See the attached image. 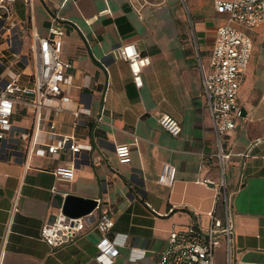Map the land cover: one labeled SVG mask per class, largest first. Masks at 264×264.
Returning <instances> with one entry per match:
<instances>
[{"label":"crops","instance_id":"obj_1","mask_svg":"<svg viewBox=\"0 0 264 264\" xmlns=\"http://www.w3.org/2000/svg\"><path fill=\"white\" fill-rule=\"evenodd\" d=\"M182 3L10 0L22 26L16 51H30L32 33L45 36L51 23L59 26L62 57L73 62L74 84H82L70 88V95L101 121L81 116L74 124L71 113L41 109L44 122L59 119L58 132L72 133L82 147L69 180L52 172L67 162L69 152L47 154V132L36 131L32 111L18 109L13 121L19 141L0 155V264H97L103 234L96 220L102 210L114 217L107 237L125 240L112 264H156L172 228L207 227L211 213L224 219L223 195L216 198L222 179L233 234L229 263L222 241L215 264L238 263L247 251L264 253V19L247 29L252 53L238 91L235 126L222 138L230 153L222 176L198 57L207 63L225 13L217 12L211 0ZM128 42L150 57L140 87L127 61L114 53ZM162 114L180 122L178 135L159 124ZM24 131L27 143L21 140ZM125 142L131 145V161L120 163L115 145ZM29 145L33 151L27 153ZM163 163L176 168L171 186L157 181ZM69 195L100 198L101 204L84 216L85 227L76 238L51 246L40 238V229L53 221Z\"/></svg>","mask_w":264,"mask_h":264},{"label":"built area","instance_id":"obj_2","mask_svg":"<svg viewBox=\"0 0 264 264\" xmlns=\"http://www.w3.org/2000/svg\"><path fill=\"white\" fill-rule=\"evenodd\" d=\"M159 1L163 3L166 0ZM181 1L185 3V0ZM211 1L214 9L225 13V17L215 31L207 63H204L200 56L198 61L205 104L211 116L217 143L214 156L217 157L221 174L224 176L230 153L225 151L222 138L236 123L239 110L238 91L245 80V71L253 47L247 29L257 27L264 19V0ZM21 29V22L16 18L10 0H0V155L5 153V147H10L13 143L17 145L19 141V138L14 136L18 127L13 121L14 115L18 109L29 110L34 114L36 131H45L48 134L45 152L54 156L63 151L69 152L67 162L54 167L52 172L57 177L73 179L82 147L72 133L58 132L61 124L59 119L53 118L48 123L44 122L41 109L48 107L56 115L71 113L74 116V124L81 116L90 117L95 123L100 122L101 117H91L85 111L84 104L70 95V88H80L82 84H74L71 74L73 62L62 57L63 39L60 27L53 22L48 28V35L32 33L28 52L16 51L15 48ZM114 53L127 61L133 82L140 87L143 68L150 64V57L141 53L131 42L121 43ZM20 65L23 66L22 69ZM49 100L55 103L50 104ZM158 122L172 135H178L182 130L180 122L170 114H162L158 117ZM21 140L27 143V132H21ZM32 151L33 147L29 145L27 153ZM115 154L120 163H129L131 145L127 142L115 145ZM175 174L174 165L163 163L157 181L171 186ZM224 186L222 179L216 196L219 199L223 195L224 219L211 213V221L207 227L190 224L172 228L167 245L160 252L156 264H215V253L221 247L222 241L229 263L233 216L230 198ZM100 204L101 199L97 198L95 208H99ZM16 205L15 202L14 209ZM90 214L92 212L83 216H70L60 208L52 222L42 225L40 238L51 246L72 241L85 227L84 216ZM96 225L103 236L97 243L99 252L95 260L97 264H112L125 240L119 239L117 235L107 237L114 225L111 212L102 210Z\"/></svg>","mask_w":264,"mask_h":264},{"label":"water","instance_id":"obj_3","mask_svg":"<svg viewBox=\"0 0 264 264\" xmlns=\"http://www.w3.org/2000/svg\"><path fill=\"white\" fill-rule=\"evenodd\" d=\"M21 154V151H18ZM96 206L95 199H85L74 195L65 198L62 210L70 216H83L94 210ZM235 264H264V253L256 251H247L241 255L240 261Z\"/></svg>","mask_w":264,"mask_h":264},{"label":"rangeland","instance_id":"obj_4","mask_svg":"<svg viewBox=\"0 0 264 264\" xmlns=\"http://www.w3.org/2000/svg\"><path fill=\"white\" fill-rule=\"evenodd\" d=\"M182 5H185L184 3H182ZM188 26H189V28H190V23H188ZM27 44H24V46H26ZM17 46V44L15 45V47ZM20 68L22 69L23 68V66L22 65H20ZM14 118H18V116H15Z\"/></svg>","mask_w":264,"mask_h":264}]
</instances>
